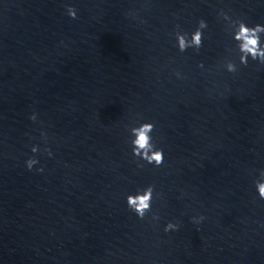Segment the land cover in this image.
Instances as JSON below:
<instances>
[{
  "label": "clouds",
  "instance_id": "9594fccd",
  "mask_svg": "<svg viewBox=\"0 0 264 264\" xmlns=\"http://www.w3.org/2000/svg\"><path fill=\"white\" fill-rule=\"evenodd\" d=\"M66 12L72 19L77 18V10L72 6H66ZM218 19L225 22L226 28L229 30V34L232 40L235 42L234 51L238 53L239 64L247 66L249 58L253 61H258L260 64H264V25L259 23L254 26H249L242 19H234L224 9L218 10ZM208 27L207 22L204 19H200L197 23L196 29L188 33L180 28V25L175 26L174 36L176 40V47L179 52L183 53L187 49L192 48L195 51L203 45L204 32L203 30ZM229 51H232L230 49ZM203 68L201 63L198 65ZM223 67L229 73H236L238 71L237 63L232 59H225ZM178 77L181 73L177 72ZM32 121H36V113H33L29 117ZM135 126H129V140L128 143L131 146V152L135 158L138 168H143L145 164H150L155 167H159L164 162V151L154 143L152 133L155 130V125L152 122H134ZM41 136L46 137L44 132H41ZM32 153L40 151L38 145L31 147ZM43 151L51 157L53 154L48 147H45ZM143 161L144 163H141ZM38 163V160L33 156L26 160V166L28 170H32L33 166ZM39 172H43V167L37 169ZM254 187L258 193L259 199L264 200V170H260L258 178L254 181ZM154 185H148L144 188H139L135 193H130L126 196V202L128 209L133 212L139 219L143 220L152 212V202L154 199ZM153 220H158L159 216L155 213L152 215ZM206 218L204 216L193 217V223L200 224ZM178 223L168 222L164 231L177 230Z\"/></svg>",
  "mask_w": 264,
  "mask_h": 264
}]
</instances>
